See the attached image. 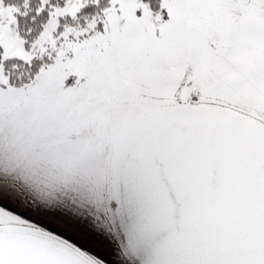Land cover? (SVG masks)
Segmentation results:
<instances>
[{
	"label": "snow or ice",
	"instance_id": "6c2138e0",
	"mask_svg": "<svg viewBox=\"0 0 264 264\" xmlns=\"http://www.w3.org/2000/svg\"><path fill=\"white\" fill-rule=\"evenodd\" d=\"M0 264H264V0H0Z\"/></svg>",
	"mask_w": 264,
	"mask_h": 264
},
{
	"label": "rangeland",
	"instance_id": "374dc122",
	"mask_svg": "<svg viewBox=\"0 0 264 264\" xmlns=\"http://www.w3.org/2000/svg\"><path fill=\"white\" fill-rule=\"evenodd\" d=\"M98 251H100L101 253H104L105 251H107L106 247L100 246L97 248Z\"/></svg>",
	"mask_w": 264,
	"mask_h": 264
}]
</instances>
